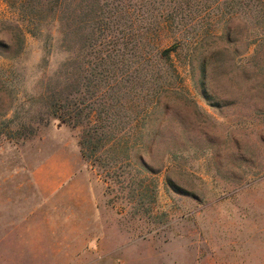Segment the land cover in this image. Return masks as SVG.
Returning a JSON list of instances; mask_svg holds the SVG:
<instances>
[{
	"label": "rangeland",
	"instance_id": "obj_1",
	"mask_svg": "<svg viewBox=\"0 0 264 264\" xmlns=\"http://www.w3.org/2000/svg\"><path fill=\"white\" fill-rule=\"evenodd\" d=\"M52 1L0 0V264H264V0Z\"/></svg>",
	"mask_w": 264,
	"mask_h": 264
},
{
	"label": "trees",
	"instance_id": "obj_2",
	"mask_svg": "<svg viewBox=\"0 0 264 264\" xmlns=\"http://www.w3.org/2000/svg\"><path fill=\"white\" fill-rule=\"evenodd\" d=\"M63 0H54V1H52V3L54 2L55 4H57V3H59V5L61 4V2H62ZM150 3V2H149ZM164 18H166V16L165 17H163V19ZM173 20V18L172 17H169V18H166V19H164V24H169L168 22H170V21H172ZM160 23H161V21H160ZM176 48V43H174L171 47H168V48H166V49H164L163 51H162V55H164V56H166V57H169L170 56V53H171V51H173L174 49ZM225 52H227L226 51V49H222V51H221V56L225 53ZM219 55H220V52L218 53ZM0 56H1V54H0ZM53 106H55V105H53ZM62 116V115H61ZM60 116V117H61ZM58 118V117H57ZM64 121H67L69 124H70V121H71V118L69 117V119L68 120H66V118L64 119ZM83 140H81V146H82V152H83V156L84 157H87L88 158V156H89V152L88 151H92L93 153H96V152H98L100 149H103L104 147H105V144H103L102 143V140L101 139H97V140H93L91 137H90V135H88V134H86L85 136H83V138H82ZM154 140L153 139H149V140H147L146 142V144H145V147L146 148H151L152 147V142H153ZM143 146H144V144H143ZM120 151L119 149H114L113 151ZM140 159H141V161H142V165H143V167L145 168V169H147L148 171H151L152 172V168L150 167V165H148V163L142 158V157H140Z\"/></svg>",
	"mask_w": 264,
	"mask_h": 264
}]
</instances>
